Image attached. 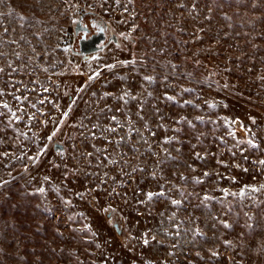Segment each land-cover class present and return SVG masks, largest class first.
<instances>
[{"label":"rangeland","instance_id":"obj_1","mask_svg":"<svg viewBox=\"0 0 264 264\" xmlns=\"http://www.w3.org/2000/svg\"><path fill=\"white\" fill-rule=\"evenodd\" d=\"M260 161L264 0H0V264H264Z\"/></svg>","mask_w":264,"mask_h":264},{"label":"flooded vegetation","instance_id":"obj_2","mask_svg":"<svg viewBox=\"0 0 264 264\" xmlns=\"http://www.w3.org/2000/svg\"><path fill=\"white\" fill-rule=\"evenodd\" d=\"M122 41L127 42V34H117L100 16L85 10L78 15L73 25L71 53L87 61L111 46L121 47Z\"/></svg>","mask_w":264,"mask_h":264},{"label":"water","instance_id":"obj_3","mask_svg":"<svg viewBox=\"0 0 264 264\" xmlns=\"http://www.w3.org/2000/svg\"><path fill=\"white\" fill-rule=\"evenodd\" d=\"M76 29V28H75ZM127 41L130 42V43H133L135 41V39L131 36V35H127ZM53 151L55 154H57L59 157H63L64 154L66 153L67 151V148L64 144V142L60 141V140H55L53 142ZM47 175V172L46 171H43L41 172V177L43 178L44 176ZM43 189V192H41L42 194L44 193V188ZM107 216H110V214L108 213ZM111 225L113 226V228L115 229V231L117 232L118 235H120L122 233V225L120 224L119 221H113L111 223Z\"/></svg>","mask_w":264,"mask_h":264},{"label":"snow or ice","instance_id":"obj_4","mask_svg":"<svg viewBox=\"0 0 264 264\" xmlns=\"http://www.w3.org/2000/svg\"><path fill=\"white\" fill-rule=\"evenodd\" d=\"M111 67V66H110ZM96 76H99V73H96ZM95 77H90V79H94ZM146 79H148V78H146ZM168 99H173L172 97H168ZM49 139H51V137H49ZM260 163L261 164H264V161H260ZM205 175H208L207 173H205ZM262 187H264V186H262ZM256 189H253V191H255ZM41 192H43V189H41L40 190ZM147 195V197H148V199L150 200V199H152V197H153V195H155L154 193H151V192H149V193H147L146 194ZM175 203V202H174ZM227 226V225H226ZM145 242V244H147L148 243V241L147 240H145L144 241Z\"/></svg>","mask_w":264,"mask_h":264}]
</instances>
